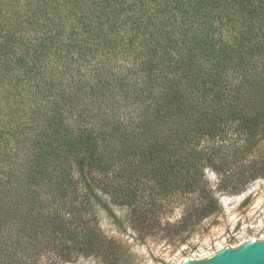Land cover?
<instances>
[{"label":"trees","instance_id":"1","mask_svg":"<svg viewBox=\"0 0 264 264\" xmlns=\"http://www.w3.org/2000/svg\"><path fill=\"white\" fill-rule=\"evenodd\" d=\"M262 137L264 0H0V264H126L108 199L181 234L221 210L208 169L264 175Z\"/></svg>","mask_w":264,"mask_h":264},{"label":"rangeland","instance_id":"2","mask_svg":"<svg viewBox=\"0 0 264 264\" xmlns=\"http://www.w3.org/2000/svg\"><path fill=\"white\" fill-rule=\"evenodd\" d=\"M243 139L235 135L228 140V147L218 155L234 162L239 168L244 159L243 153L234 144H243ZM264 157V137H262L253 152L246 158L261 159ZM208 179L219 199L221 210L202 220L198 225L181 234L164 226L155 229H133L126 222L129 208L119 201L108 199L110 207L117 215L114 220L105 210L100 212V226L102 231L116 238L120 245L129 250V259L126 264H180L183 259H204L215 252L231 246L237 247L251 239H264V175L252 180L245 189L238 194H228L215 189L218 177L215 172L208 169ZM189 203H173L172 210L165 214L169 222L175 224L180 220ZM165 222V221H164ZM67 264H104L93 258H83Z\"/></svg>","mask_w":264,"mask_h":264},{"label":"water","instance_id":"3","mask_svg":"<svg viewBox=\"0 0 264 264\" xmlns=\"http://www.w3.org/2000/svg\"><path fill=\"white\" fill-rule=\"evenodd\" d=\"M180 264H264V239L253 238L237 247L228 246L204 259L185 258Z\"/></svg>","mask_w":264,"mask_h":264}]
</instances>
